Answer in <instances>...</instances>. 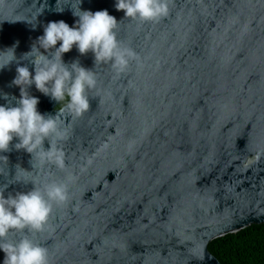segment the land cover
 <instances>
[{
  "label": "water",
  "instance_id": "1",
  "mask_svg": "<svg viewBox=\"0 0 264 264\" xmlns=\"http://www.w3.org/2000/svg\"><path fill=\"white\" fill-rule=\"evenodd\" d=\"M44 3L0 0V50L18 41L19 58L49 21L78 19V0H47L33 28L26 20L35 22ZM79 6L114 16L121 46L136 59L117 74L111 63L95 65L91 52L74 46L64 54L97 78L89 110L60 116L69 131L60 145L66 166L34 160L33 168L14 139L0 153L5 196L33 188L8 183L17 165L37 186L68 184V201L31 234L51 264H222L213 240L264 224V0H168V15L155 21L125 18L115 0ZM20 64L34 74L29 61ZM16 67L0 71L9 99L20 97L11 84ZM28 91L41 113L58 114L57 101L34 85ZM4 258L0 250V264Z\"/></svg>",
  "mask_w": 264,
  "mask_h": 264
},
{
  "label": "clouds",
  "instance_id": "2",
  "mask_svg": "<svg viewBox=\"0 0 264 264\" xmlns=\"http://www.w3.org/2000/svg\"><path fill=\"white\" fill-rule=\"evenodd\" d=\"M81 3L82 0H78L75 8L71 5L73 16L78 17L73 26L63 20L49 21L44 26L43 35L21 57L16 55L18 41L0 50V71L16 63V76L11 84L20 88L18 99L14 96L9 99L8 93L0 92V98L7 102L0 105V153L10 151V144L16 139L18 142L14 148L31 154V163L36 160L41 165L64 169L65 152L60 145L68 139L69 131L60 116L64 111L74 117L86 113L90 108L89 93L97 87L95 72L83 67L79 60L65 62L64 54L74 46L81 55L91 52L95 65L111 63L117 74L124 73L130 62L136 59V53L122 47L117 38V19L106 9L96 12L81 10ZM44 5L39 9L35 22L26 20L33 28L37 17L47 7V0ZM115 8L123 11L125 18L141 21H155L169 12L168 0H115ZM55 10L63 12L64 7L56 5ZM21 60H27L34 66V74L27 65L21 66ZM32 85L59 103L57 115L38 110L39 98L28 91ZM45 141L49 145L47 148ZM0 163L7 164V157L0 155ZM32 166L35 167L33 163ZM0 175H5L3 168H0ZM31 176L32 171L17 165L15 175L8 183H31L32 190L16 192L15 195L9 193L6 197L4 193L8 184L0 186L3 264H51L49 249L36 242L31 234L44 231L54 206L68 201V184L51 181L37 186ZM13 233L19 234V238L9 239Z\"/></svg>",
  "mask_w": 264,
  "mask_h": 264
},
{
  "label": "trees",
  "instance_id": "3",
  "mask_svg": "<svg viewBox=\"0 0 264 264\" xmlns=\"http://www.w3.org/2000/svg\"><path fill=\"white\" fill-rule=\"evenodd\" d=\"M209 248L222 264H264V224L215 239Z\"/></svg>",
  "mask_w": 264,
  "mask_h": 264
}]
</instances>
